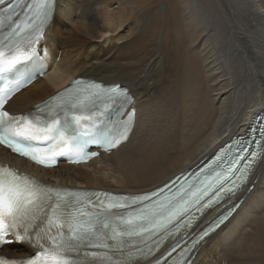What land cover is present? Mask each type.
I'll use <instances>...</instances> for the list:
<instances>
[{"label":"bare ground","instance_id":"bare-ground-1","mask_svg":"<svg viewBox=\"0 0 264 264\" xmlns=\"http://www.w3.org/2000/svg\"><path fill=\"white\" fill-rule=\"evenodd\" d=\"M153 1L56 0L42 37L51 56L49 71L6 107L15 114L28 111L78 77L120 82L136 111L128 140L108 156L81 165L41 169L12 155L9 159L57 186L138 193L205 159L264 113V0H161L173 6V27L161 33L147 26L149 9L142 8ZM164 5L156 4L158 14L166 13ZM63 23L75 26L73 36L64 37ZM123 27L127 32L120 34ZM57 34L65 39L62 44ZM114 39H124L126 51L113 64L92 61L79 51L80 41ZM235 198L241 199L239 207L193 248L191 264H264V136L260 156ZM222 205L201 215L191 230H199ZM183 249L174 256L180 258ZM32 250L23 244L4 247L14 258Z\"/></svg>","mask_w":264,"mask_h":264},{"label":"snow or ice","instance_id":"snow-or-ice-1","mask_svg":"<svg viewBox=\"0 0 264 264\" xmlns=\"http://www.w3.org/2000/svg\"><path fill=\"white\" fill-rule=\"evenodd\" d=\"M4 5L0 8V24L10 19L17 7L9 0H0V6ZM53 8L54 0H41L34 19L0 39V76L36 55L33 45L43 37ZM74 85L60 94L57 103L28 115H12L4 110L14 89H0V144L41 164L54 163L59 155L75 154L86 160L97 154L85 151L90 143L116 147L125 138L123 133L119 137H101L90 131L89 123L98 104L105 108L124 107L133 102V97L120 86L80 81ZM14 88L19 89V81ZM41 143L46 147L35 146ZM244 158L237 155L226 169L205 176L197 184L190 183L187 188L181 185L170 194L161 188L134 196L55 189L0 165V246L20 243L33 249L28 257L19 260L0 257V264H139L140 259H147L159 249L164 235L189 225L193 210L202 211L219 202L221 191L233 190L223 185ZM236 171L246 175L243 169ZM218 186L219 191H214ZM234 210L214 220L192 242V247L183 249L181 257L220 228ZM177 247L178 244L167 256ZM163 259L166 257L157 258L154 264H162Z\"/></svg>","mask_w":264,"mask_h":264},{"label":"rangeland","instance_id":"rangeland-1","mask_svg":"<svg viewBox=\"0 0 264 264\" xmlns=\"http://www.w3.org/2000/svg\"><path fill=\"white\" fill-rule=\"evenodd\" d=\"M158 3H159L160 6H161V4L164 5L163 1L154 0L152 3L147 4L145 6H142V8H143V11H145V9H149V11L147 12V19H148L149 23L147 24V26H149L151 28L153 27V30L154 29L156 31L158 30V31H160L159 33H161L163 31V29H166L169 26H170V28L173 27L172 18L169 17V15L171 14V9L173 8V6L171 4H167V6L164 5V7L167 8L166 9V13L165 14L164 13L163 14H161V13L158 14L157 10H158L159 7L157 8V6H156V4H158ZM164 15H166V16H164ZM76 16L78 18L80 16V14L77 13ZM164 17H166V19H164ZM163 24H165V25H163ZM74 28H75V26H72V25H70L68 23H63L62 26H61V29L64 30V34H63L64 37L65 36H73L71 32L74 31ZM57 30L58 29L55 28V32H57ZM126 32H127V28L126 27L121 28V30L119 31L120 34H123V33H126ZM57 37L61 41L59 44H62L64 42V40H65L63 38V36L60 35V34H57ZM170 39L180 40L179 37H178V39H176L174 36L170 37ZM79 43H80L79 51L82 54L87 55L89 57V59L92 60V61L104 62V63H107V64H113V63H115L117 61H121L122 57L125 55V51H126V47L123 46L124 43H125L124 39H117V40L114 39L111 42H106L104 40L103 42L95 43V44L92 43V42H87V41L86 42H81L80 41ZM59 44L58 45L56 44V47H58ZM92 45H95V46L92 47ZM104 45H106V46H104ZM93 75L96 76L95 74H93ZM71 77L72 76H70L66 81H68ZM97 78H99V76ZM219 246L220 245H218V247Z\"/></svg>","mask_w":264,"mask_h":264},{"label":"water","instance_id":"water-1","mask_svg":"<svg viewBox=\"0 0 264 264\" xmlns=\"http://www.w3.org/2000/svg\"><path fill=\"white\" fill-rule=\"evenodd\" d=\"M254 118H255V116L252 117V119L250 120V122L253 123L254 130H256L257 127H259V123L258 122H261L262 119H259V118L254 119Z\"/></svg>","mask_w":264,"mask_h":264}]
</instances>
